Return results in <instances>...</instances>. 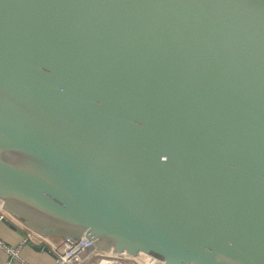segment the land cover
<instances>
[{
  "label": "water",
  "instance_id": "1",
  "mask_svg": "<svg viewBox=\"0 0 264 264\" xmlns=\"http://www.w3.org/2000/svg\"><path fill=\"white\" fill-rule=\"evenodd\" d=\"M0 204L103 252L264 264V0H0Z\"/></svg>",
  "mask_w": 264,
  "mask_h": 264
},
{
  "label": "built area",
  "instance_id": "2",
  "mask_svg": "<svg viewBox=\"0 0 264 264\" xmlns=\"http://www.w3.org/2000/svg\"><path fill=\"white\" fill-rule=\"evenodd\" d=\"M3 218L1 214L0 220ZM23 226L25 225L23 224ZM34 238L38 243L46 245L56 253L58 257L57 264H162L159 259L145 253L130 256L125 253L116 254L100 251L93 241L85 237L78 239L65 238L62 241L61 248L55 246L50 238L42 237L35 233ZM0 248H2L13 261L17 260L27 264L20 258L19 247L7 245L0 240ZM6 264H11V261H8Z\"/></svg>",
  "mask_w": 264,
  "mask_h": 264
},
{
  "label": "crops",
  "instance_id": "3",
  "mask_svg": "<svg viewBox=\"0 0 264 264\" xmlns=\"http://www.w3.org/2000/svg\"><path fill=\"white\" fill-rule=\"evenodd\" d=\"M12 222L16 229L11 228L3 219L0 220V240L7 245L19 247V255L27 264H57L58 257L51 249L50 252L39 249L42 245L34 238V233L26 230L27 227L16 217L5 211L0 204V215ZM52 243L61 248L62 238H50ZM11 261V264H24L20 261L10 258V256L0 248V264H6Z\"/></svg>",
  "mask_w": 264,
  "mask_h": 264
}]
</instances>
